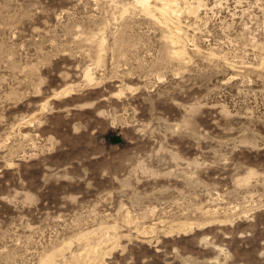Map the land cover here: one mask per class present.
Wrapping results in <instances>:
<instances>
[{"label": "rangeland", "instance_id": "rangeland-1", "mask_svg": "<svg viewBox=\"0 0 264 264\" xmlns=\"http://www.w3.org/2000/svg\"><path fill=\"white\" fill-rule=\"evenodd\" d=\"M139 1L0 0V264H264V0Z\"/></svg>", "mask_w": 264, "mask_h": 264}, {"label": "bare ground", "instance_id": "bare-ground-1", "mask_svg": "<svg viewBox=\"0 0 264 264\" xmlns=\"http://www.w3.org/2000/svg\"><path fill=\"white\" fill-rule=\"evenodd\" d=\"M139 2H141L142 4H143V6L145 7H143L145 10L147 9V13L149 12L148 11V9H153V8H155L154 10H157L156 8V6L155 7H152V4L155 2V0H140ZM160 4V3H159ZM153 5H155V4H153ZM159 6V5H158ZM152 7V8H151ZM161 7V9H159L160 10V14L161 13H163L164 15H165V17L167 18L168 16H169V14L171 13V11L169 10V8L168 9H166V7H165V9L162 7V6H160ZM173 7V6H172ZM171 8V7H170ZM174 9H175V7H174ZM176 10V9H175ZM151 12V11H150ZM172 12H174V11H172ZM177 12V11H176ZM175 13V12H174ZM150 14V13H149ZM153 14V13H152ZM159 14V15H160ZM170 15H172V13L170 14ZM175 15V14H174ZM173 15V16H174ZM161 16V15H160ZM163 16V15H162ZM172 16V17H173ZM163 18V17H162ZM171 18V17H170ZM174 18V20H179L178 19V14H177V16H174L173 17ZM173 18H171V19H173ZM165 19V18H164ZM173 22V21H172ZM169 25V24H168ZM182 36V35H181ZM178 37V39H180V37L179 36H177ZM173 38H175V37H173ZM172 39V38H171ZM176 39V38H175ZM175 41V40H174ZM173 42V41H172ZM180 42V41H179Z\"/></svg>", "mask_w": 264, "mask_h": 264}]
</instances>
